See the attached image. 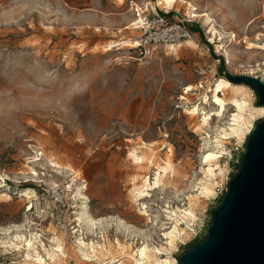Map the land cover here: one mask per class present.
<instances>
[{"label":"rangeland","instance_id":"obj_1","mask_svg":"<svg viewBox=\"0 0 264 264\" xmlns=\"http://www.w3.org/2000/svg\"><path fill=\"white\" fill-rule=\"evenodd\" d=\"M161 4L0 0V264H182L207 238L264 119L226 75L264 82V0ZM154 12L191 38L144 51Z\"/></svg>","mask_w":264,"mask_h":264},{"label":"water","instance_id":"obj_2","mask_svg":"<svg viewBox=\"0 0 264 264\" xmlns=\"http://www.w3.org/2000/svg\"><path fill=\"white\" fill-rule=\"evenodd\" d=\"M245 83L264 106V82L250 75L231 76ZM207 238L186 251L182 264H264V119L248 135L240 168L212 213Z\"/></svg>","mask_w":264,"mask_h":264},{"label":"built area","instance_id":"obj_3","mask_svg":"<svg viewBox=\"0 0 264 264\" xmlns=\"http://www.w3.org/2000/svg\"><path fill=\"white\" fill-rule=\"evenodd\" d=\"M143 22L144 24L140 27L143 33L139 40V46L144 51L149 50L153 45L179 43L191 38L192 35L184 20L172 21L166 14L154 12L152 16L145 15ZM236 151L244 152L242 148Z\"/></svg>","mask_w":264,"mask_h":264},{"label":"bare ground","instance_id":"obj_4","mask_svg":"<svg viewBox=\"0 0 264 264\" xmlns=\"http://www.w3.org/2000/svg\"><path fill=\"white\" fill-rule=\"evenodd\" d=\"M177 0H158V2H160V3H162L163 5H165L166 7H168V8H170V7H172L173 6V2H176ZM161 4V5H162ZM189 6H192L193 7V9L196 11L197 10V8L196 7H194L193 6V4L191 3V2H189ZM200 12H198V13H194V14H196V15H198ZM209 17V16H208ZM137 24H143V18H142V16H140L137 20H135V22H133L132 23V25H137ZM139 41H137V40H135L134 41V43L135 44H138L139 45V43H138ZM224 83H226V81L224 80V79H221L220 81H219V83L215 86V88H214V92H216V91H221V90H223V88H224ZM234 86V85H233ZM247 89H249V88H247ZM239 90V89H238ZM236 92V91H235ZM238 92V91H237ZM250 94H249V92L247 91V90H243L242 91V100H243V103L242 102H240L239 101V99H232L233 101H234V103L236 104V106L239 108V109H242L243 108V104H244V101L246 100V98L249 96ZM213 97L215 98V100H217V101H219V103H220V109L221 110H223L224 108H225V101L224 100H221V99H219L218 97H217V95L214 93V95H213ZM236 97V96H235ZM207 113V112H206ZM206 116V115H205ZM204 116V117H205ZM211 116V115H210ZM211 117H209V119H210ZM230 130L233 132V133H238L239 132V130H240V122L239 121H237V123L234 125V126H230ZM238 135H239V133H238ZM212 155H213V157L214 158H216V157H218V153L216 152V151H213L212 152ZM135 159H137V161L139 160V159H141V157H138V156H135ZM210 173L211 174H214L212 171H210ZM156 181V180H155ZM210 188V187H209ZM87 219V218H86ZM82 220H83V218H82ZM89 221H90V219H89ZM91 222H92V224H96V221L92 218L91 219ZM95 229V228H94ZM176 239V238H175ZM29 244V243H28ZM167 245V244H166ZM58 249V248H57ZM158 252V251H157ZM140 256H141V258L139 259V260H136L137 261V264H145L144 263V260H146V259H149L151 256H152V252L151 251H149L147 248H143L142 250H141V252H140ZM43 260V259H42Z\"/></svg>","mask_w":264,"mask_h":264},{"label":"trees","instance_id":"obj_5","mask_svg":"<svg viewBox=\"0 0 264 264\" xmlns=\"http://www.w3.org/2000/svg\"><path fill=\"white\" fill-rule=\"evenodd\" d=\"M240 165H238V167H239ZM211 222H212V220H211ZM207 237V236H206Z\"/></svg>","mask_w":264,"mask_h":264}]
</instances>
